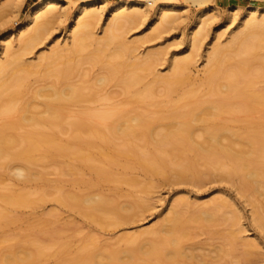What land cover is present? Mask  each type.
Listing matches in <instances>:
<instances>
[{
    "label": "bare ground",
    "instance_id": "obj_1",
    "mask_svg": "<svg viewBox=\"0 0 264 264\" xmlns=\"http://www.w3.org/2000/svg\"><path fill=\"white\" fill-rule=\"evenodd\" d=\"M74 1H80V3L69 14L58 7V0H38L24 13L23 18L17 21L15 19L19 12L18 14L13 12L18 11L16 9L20 6H18V1V3L15 2L16 5L13 3L12 10H14L4 20L6 22L14 21L15 25L9 27L2 36L3 56L0 57V168L4 165V160L23 159L26 164L16 166L17 174L41 178L40 172L33 173L30 171V165L41 163L58 151L61 155H69L76 160L87 162L89 171L95 173L99 179L128 182L133 185H139L142 182L133 176H118L112 172L110 166L116 164L125 168L138 166L154 175L172 172L182 181H195L207 170L222 169L227 177L237 175L241 178L240 188L244 194L255 191L262 196L261 200L254 202L253 213L258 224L264 228V120L261 122L263 130H260V134H255L249 129L240 132L221 123L209 122L212 117L220 118L240 112L246 113L249 117L253 116L254 114H251L256 111V113H260V111L264 113V90L258 91L256 89V75H253V72L247 69L248 67L243 66L240 71L244 75L243 86L239 85L240 82L238 83L239 75L237 72L223 73L225 58L232 54L233 50L234 52L237 50L236 54L245 56L244 59L246 60H248L247 56L252 53L254 47L260 48L261 52L264 51V6H250L239 23L238 31L231 34L225 43L219 40L210 50L207 55L206 77L201 79V84L199 82L203 89H207V91L204 90L206 91L205 94L203 93L207 97L202 99L203 90H200V86H195V88H191L192 86L186 88L185 86L187 82L190 83L191 81L192 83L195 80L192 78L190 70L191 66L197 62V49L201 46L200 43H202V37L207 28L205 18L208 11L207 7H202L199 10L197 18L189 28V44L197 54L192 51L188 55L174 57L170 72L165 76H160L156 74L154 69L161 52H147L145 56L143 54L142 57H139L141 55L138 53L137 56V51L134 52L138 45L133 44L134 40L128 42V39L119 32L121 28L124 29L125 24L144 21L146 10L141 9L144 5H153L156 1H158L157 6L153 8V15L151 19L147 20L146 28L157 31L159 27L161 28L166 24L171 25L176 21L177 13L181 10L179 5L168 3L165 0L117 1L111 8V22L110 24L107 22L109 26H106V30L103 29L105 35L98 41L100 38L95 37V32L93 35L92 28L94 29L95 23L102 19L104 7H96L97 2H92V0ZM64 18H67L69 22L65 33V39L67 36L65 43L62 44L56 40L48 53L44 52L39 56V62L31 64L28 62L29 64H27L25 57L46 38L50 32L49 29H51L49 25ZM122 30L121 32H123ZM91 41L92 43L93 41L101 42V45L105 47L115 42L120 48L111 54L112 60L106 61L107 68H105L108 71L105 75L96 77V84L98 81L101 87V85L104 86L111 81H119L123 84V92L127 94V105L132 102L149 105L157 101H166V112H164L165 110L158 112L152 109L153 111L150 112L147 110L149 113L145 111L130 114L126 105L110 104L108 106L109 104H107L104 105V108L102 106L95 109L85 106L77 114H72L73 111L68 108L69 106L92 101L99 96V88H96L99 86L94 83L95 86L81 84V82L80 84L69 83V79L78 69L72 65L73 58L71 56L83 52L89 47L88 43ZM104 46L98 47L101 49L98 53H93L95 56L90 54L95 62L97 61L96 58L102 57L101 51H104ZM133 53H136L137 59L125 62L124 58L130 57ZM80 55L83 57V54ZM262 57L261 66L264 67V54ZM100 59L98 60L100 61ZM78 60L81 61V59ZM76 61L77 58L75 63ZM34 72H43L45 75L50 74L57 77L55 83L48 85L49 87L45 85L46 89L42 86L35 91L37 97L44 99L45 110L43 112L32 110L34 106L31 105L33 104L23 101L28 77ZM86 73L84 74L87 75L88 73ZM221 74L222 76L224 74V81H226L221 84L222 87L226 88L225 91L217 88L219 85L218 78ZM149 76L151 78L146 82L145 80ZM84 77H82V81ZM194 82L193 84L196 83ZM85 83H89V81H85ZM141 83L143 84L142 87L132 91L135 86ZM158 84L163 86L162 94L161 92L157 93ZM173 94L178 95L177 103L180 102L179 104L174 103V101L171 102ZM233 102L237 103V106L235 108L229 107V104ZM27 112L30 114H25ZM41 113L47 114L41 116ZM261 113L260 115L264 116ZM16 117L18 120H15ZM66 118H71L68 121L71 136L69 142L61 143L57 140V130H62L65 127ZM164 119H170L164 125L166 132L158 131L156 122ZM24 126L30 127L20 134L15 132L18 127ZM156 135H160L161 138H156ZM114 137L121 138L122 142L115 143ZM97 139L105 144L99 151V157L87 152L85 148L74 146L80 144L88 148L95 145ZM135 139L152 143L155 149L148 151L144 145L135 143L133 141ZM188 152L194 155L186 154ZM38 153L40 157L37 156ZM70 166L71 171L76 174V179H79V174ZM87 180L92 181L91 178ZM146 184L141 185H146L147 188L148 183ZM0 199L18 206L34 202L30 193L20 191L4 192L2 190L0 191ZM57 199L60 203L82 209L88 218L90 217L98 223L107 222L106 224H109L110 220L107 219L111 218V215L117 219L128 218L131 217L129 213L134 211L132 202L124 206L118 204L114 198L102 193L78 194L72 191H61ZM220 199L216 198L211 202L202 203L203 206L194 202L195 206L198 204L200 207L196 206L197 208L192 212L190 211L191 213L186 217L183 215V208L180 206L182 202L176 200L177 203L171 206L172 208L169 210L170 214L163 218L156 228L127 235L128 244L122 250L117 248L115 250L110 249L109 252L98 251L100 247L93 238L94 240L90 239L76 252V256L72 260L76 262L86 260L82 264H117L114 263V258H117V262L121 261L120 264H165L167 262L165 259L169 258L168 261H172L170 264H174L173 261L177 257L187 255L182 244L184 237L189 235L186 228H189L190 223L218 221L221 215L224 216L223 207L227 208L229 205L227 206V201L224 200V202ZM184 201L182 206L192 203L188 202L190 200ZM138 204L140 205V203ZM191 208L194 209L195 207ZM233 213L236 214L235 210ZM234 217L235 215L233 216L235 220ZM8 218L9 213L0 208V224ZM227 221H229L228 218ZM232 231L228 233L229 235L226 234L227 237L225 238L231 247L235 248L237 244L243 245L242 257L244 258L246 255L254 253L252 242L239 238V232L242 230L238 229L239 232L236 231L237 233L234 231L232 233ZM142 240L147 242L142 245ZM137 242L139 246H132ZM224 246L221 247L222 254H229L230 250ZM18 249L20 251L15 248L1 253L0 264H34L36 259L43 254L41 247L37 244ZM122 252L128 255L127 260H123L121 257L122 254L120 253Z\"/></svg>",
    "mask_w": 264,
    "mask_h": 264
},
{
    "label": "rangeland",
    "instance_id": "obj_2",
    "mask_svg": "<svg viewBox=\"0 0 264 264\" xmlns=\"http://www.w3.org/2000/svg\"><path fill=\"white\" fill-rule=\"evenodd\" d=\"M36 1L38 0H0V57L3 56V33L9 27L15 25L14 21H4L5 18L7 19L14 10H12L13 3L17 2L18 6L20 5L16 8L18 11L13 12L14 14H18L19 12L15 19L18 21L23 18L24 13H26L31 5ZM58 1V7L65 10L69 14L73 12V10L80 3V1L74 0ZM117 1L122 0H92V2H97L95 5L96 7H104L102 19L100 22H97L98 24L95 23L96 26L94 29L92 28L93 35L95 32V37L100 38L98 41H100L105 35L104 30L107 29L109 26L108 23L110 24L111 22L110 18L112 16V5ZM165 1L168 3H174L181 7V10L177 13V19L173 24H166L161 28L159 27V30L157 31H152L146 28L147 20L151 19V16L153 15V8L157 6L158 1H156L153 5H144L143 9H141L146 10V12H144L146 18L144 21L125 24L124 29L122 30L121 28L123 32L120 30L119 33L127 38L128 42H130V40L135 41H133V44L138 45V48H136L137 50H134V52L137 51V56L138 53L141 55L139 57H142L143 54L145 56L147 52L150 53L160 51L162 54L160 53L161 55L159 54L158 56L161 59L158 57L159 63L157 62L158 65L155 64L156 68L154 70L156 74L165 76L170 72L174 57L188 55L195 50L191 48L189 44V28L191 27L193 21L197 18L199 10L202 7H207L208 11L205 15L207 28L206 31H204L202 43H200L201 46L197 49L198 54L194 51L197 54V62L191 66L190 70L192 78H195L196 81L193 80L192 83L190 81L191 84L187 82V85L185 86L186 88L191 86V88L200 86L202 81L201 79L206 77L208 53L219 40L225 43L230 38L231 34L238 31L239 23L246 10L252 5L264 6V0ZM14 5H16V3ZM68 25L69 22L67 18L57 20L56 23L50 24L49 27L51 29H49V35L47 34L46 38H44L43 41L25 57L27 64L39 62V56L42 55V53L44 54V52L48 53L51 48H53L56 40L62 44L65 43V40L67 39V36L65 39V33ZM97 42L93 41L92 43L91 41V43H88L89 47L83 50V52L81 51L82 53L80 52V54H83V57H81L79 53H77L76 56L75 54L71 56V58H73L71 62L72 65L78 69H76L77 75L75 72V74L71 76V79H69V83L80 84L81 82V84L83 83L85 85L95 84L99 86L96 87L97 89L99 88V96L97 99L81 102L68 107L73 111L72 114H77V112L82 110V108H85V106L95 109L99 107L101 108L102 106L104 108V105L107 104H109L108 106H110V104H119L121 106L126 105L130 114L145 111L146 113H149L153 110L163 112L167 109L165 107L167 103L166 101H157L154 104L149 105L132 102V105H127V94L123 92V84L119 81H111L104 86L101 85V87L98 81V84H96V77L101 75L103 76V74L105 75L108 71L106 69V61L109 59L112 60L111 54L114 53L116 49H120L117 47L118 44L115 42L109 44L108 46L106 45V47L101 45V42ZM100 46L101 48L104 46L105 49L104 51H101L102 57H94L97 59L95 62V59L90 56H95L93 53H98L99 49H101L98 48ZM234 49H236V47H234ZM235 52L233 50L232 54L225 58L226 61L223 73H232L233 71L237 72L239 75L238 83L240 82L241 84L239 85L241 86L242 83H244L243 72H240L241 68H243V66L246 68L248 67L247 69H250V72H253V75H256V89H258V91L264 90V67L261 66L264 51L262 50L261 52L260 48L254 47L252 53L247 56L248 60L244 59L246 58L245 56L236 54ZM135 54L133 53L128 58L125 57L124 61H135V58L137 59ZM76 58L78 62L76 61L75 63ZM85 58H87V60H85ZM89 58L91 59L89 60ZM78 59H81V61ZM98 59H100V61ZM258 75L260 77H257ZM220 76H222V74ZM220 76L218 78V83L221 88L218 84L217 88L218 90L223 89L225 91L226 88L221 86L223 82H226L224 81V74L222 77ZM82 77H84L83 81ZM149 78H151V76H149L145 81L148 82ZM56 81L57 77L54 75H45L43 72L31 73L28 77L27 85L24 88L25 92L23 101L33 104L31 105L32 107L34 106L32 110L43 112L45 110V106L43 104L44 99L37 97L35 95V91L42 86L46 89ZM85 81H89V83H85ZM193 82L195 84H193ZM160 85L158 84V87L156 86L158 88L157 93H160L161 91L163 92V86L162 84ZM142 86V83L138 84L132 91H136L137 88ZM200 90H203L201 95H203V93L205 94L207 91L206 88L203 89V86H200ZM206 97L207 96L203 95L202 99H206ZM177 99L178 95L173 94L171 102L174 101V103H177ZM181 104L183 103L181 102ZM236 106L237 103L235 102L229 104V107L235 108ZM261 107H263V105H261ZM164 112H166V110ZM256 112L252 113L251 115H254L251 117L244 112L226 115L225 117L220 118L212 117V120H209V122L221 123L240 132L247 131V129H249L255 134H260V130H263L261 122L264 120V116L260 115L261 111L260 113ZM25 114L29 115L30 112ZM46 114L47 113H41V116H46ZM261 114L264 113L262 112ZM18 117H16L15 120H18ZM66 119V123L64 124L65 127L62 130H57V140L61 143H67L70 141L71 134L68 129V121L71 120V118ZM168 121H170V119H164L156 122L157 130L166 132V127L164 125ZM29 127L30 126L18 127L15 132L20 134ZM156 138H161V136L156 135ZM113 140L114 142L116 141L115 143L122 142V139L118 137H114ZM133 141L144 145V148L148 151L155 149L154 144L145 143L142 139H135ZM104 145L103 141L97 139L95 145L88 148L80 144L74 146L76 148H85L87 152L99 157V151L101 147H104ZM186 154L191 156L194 155L191 152ZM37 156L40 157V154L38 153ZM3 163L4 165L0 168V191L28 192L34 202L18 206L0 199V208L9 213V218L0 224V254L15 248L20 251L18 248L32 247L33 244H37L41 247L43 254L36 259L34 264H82L86 260L76 262L72 259L76 256V252H78L83 245L86 244V242L90 241V239L95 238L98 243L96 244L100 247L98 248V251L101 250V252H109L110 249L115 250L117 248L122 250L128 244V241H126L127 235L156 228L160 222H162L163 218L170 214L169 210L172 208L171 206L177 203L176 200H180V202H182L180 206L183 208L182 213H184L183 215L186 217L197 207L203 206L205 202L207 203L211 202L213 199L221 198L222 201H227V206L229 205V207L226 206L227 208L223 207V211H225L223 212L224 216L221 215V218L218 221L190 223V226H188L189 228H186V230L188 229L189 231V235L184 237L182 244L185 251H187L188 256L183 255L181 257H177L178 260L177 258L176 260L178 263L175 262V260L173 261L174 264H264V228L258 224L253 213L255 208L254 202L261 200L262 196L258 195L255 191L245 192L247 195L244 194L240 188L241 178L237 175L227 177L225 171L222 169L207 170L200 176L199 179H196L195 181H182L172 172L154 175L142 170L138 166L129 168H125L122 165L117 164L110 166L112 172L118 176H133L141 181V184L148 183V187L146 188L147 184L143 185L145 186L143 187L141 184L133 185L128 182H116L112 180L99 179L95 173L89 171L87 162L76 160L69 155H61L58 151L57 153L54 152L52 155L47 157L43 162L30 165V171L33 173L40 172L42 175L41 178L38 176L17 174L16 166L26 164V161L23 159L13 161L4 160ZM69 165H71L70 167H72V169L79 174V179H76V174L71 171ZM88 178H91L92 181H88ZM61 191H72L78 194L86 192L106 194L109 197L114 198L118 204H123L124 206H127L130 202H132L134 205V211L132 210L129 213L131 214V217L128 218L117 219L111 215L110 217L113 219L108 218L107 220H110V223L113 224H110L109 221V224H106L107 222L98 223L92 218H88L82 209L67 204L65 205L62 202L60 203L57 196ZM183 200H190L188 202H192L193 204L191 203L192 205H189L186 202L188 205H184L187 207L182 206L183 203H185ZM194 202H197L200 206L196 204V207ZM138 203H140V205ZM136 204H138L139 207ZM191 207L195 208L193 209ZM234 210L236 214L233 213ZM234 215L235 220L233 219ZM227 218L229 221H227ZM236 229H241L242 231L239 232ZM232 230H236L240 233V239L247 241L250 240L252 242L254 253L246 255L248 258L242 257L244 251L243 245L237 244L234 248L226 241V234L231 233L230 231ZM236 231H234V233H237ZM143 241L144 240L141 242L142 245H144L148 240L145 242ZM141 243L139 241V245ZM139 245L138 242L135 243V245L132 244V246ZM223 246L230 250V253L232 252V254H222L223 252L221 251V247ZM95 250L97 251V249ZM120 254H122L121 257L123 260H127L128 255L123 252ZM137 255L140 256V254ZM114 259V263L120 264V260L117 262L118 259ZM168 260L170 259H165V261H167L165 264H170L172 262Z\"/></svg>",
    "mask_w": 264,
    "mask_h": 264
}]
</instances>
